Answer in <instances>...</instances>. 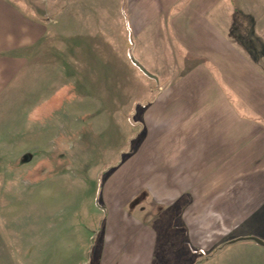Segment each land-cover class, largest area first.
<instances>
[{
	"label": "rangeland",
	"instance_id": "rangeland-1",
	"mask_svg": "<svg viewBox=\"0 0 264 264\" xmlns=\"http://www.w3.org/2000/svg\"><path fill=\"white\" fill-rule=\"evenodd\" d=\"M104 5L118 15L113 8L122 2L61 0L53 6L59 16L68 9V22L54 17L53 36L0 103V264L60 262L53 255L64 257L62 248L76 243L74 229L98 225L103 212L121 206L157 232L153 264H264V247L229 243L264 241V211L248 218L247 209L235 210L239 200L231 201L235 211L227 215L213 209L221 196L211 202L208 190L195 203L189 197L159 202L168 196L152 186L141 154L151 124L146 107L165 98L183 62L173 56L162 22L149 29L151 44L131 36L123 13L119 26L113 19L96 26ZM142 68L165 85L157 86ZM41 227L57 229V252L48 236L34 235Z\"/></svg>",
	"mask_w": 264,
	"mask_h": 264
},
{
	"label": "crops",
	"instance_id": "crops-1",
	"mask_svg": "<svg viewBox=\"0 0 264 264\" xmlns=\"http://www.w3.org/2000/svg\"><path fill=\"white\" fill-rule=\"evenodd\" d=\"M60 1L0 0V103L30 58L40 55L43 41L53 36L55 18H66L67 8L60 16L54 13ZM227 1L121 0L122 6L113 8L118 15L102 6L96 26L111 19L116 25L123 13L131 36L143 35L141 41L151 44L149 29L162 22L173 56L183 62L174 68L178 76L165 86V98L146 107L152 125L141 154L152 186L162 187L168 196L159 202L180 203L189 197L195 203L208 190L211 202L221 196L213 209L228 215L240 207L247 209L246 217L255 218L264 211V5ZM152 76L157 86L165 85ZM189 187L193 189L187 194ZM239 200L242 204L235 203L232 210L231 201ZM100 220L85 224L81 232L74 229L76 243L62 248V258L55 253L60 262L53 264H153L157 232L143 227L135 212L121 206L103 212ZM56 233V228L34 229L35 236H48L54 252L60 243ZM20 242L25 248V239Z\"/></svg>",
	"mask_w": 264,
	"mask_h": 264
},
{
	"label": "water",
	"instance_id": "water-1",
	"mask_svg": "<svg viewBox=\"0 0 264 264\" xmlns=\"http://www.w3.org/2000/svg\"><path fill=\"white\" fill-rule=\"evenodd\" d=\"M143 69V68H142ZM143 71L147 74V75H149L150 77H153L151 74H148L144 69H143ZM251 240H253L254 242H256L257 244H259V245H261V246H263L264 247V241L263 240H261V239H259V238H257V237H249Z\"/></svg>",
	"mask_w": 264,
	"mask_h": 264
},
{
	"label": "trees",
	"instance_id": "trees-1",
	"mask_svg": "<svg viewBox=\"0 0 264 264\" xmlns=\"http://www.w3.org/2000/svg\"><path fill=\"white\" fill-rule=\"evenodd\" d=\"M246 240H251V239L250 238H239L237 240H231V242H229V243H234V242H237V241H246ZM229 243H227V244H229ZM227 244H225V245H227Z\"/></svg>",
	"mask_w": 264,
	"mask_h": 264
}]
</instances>
